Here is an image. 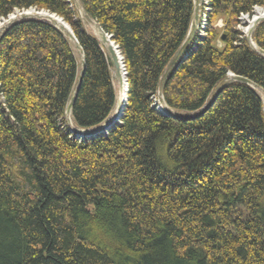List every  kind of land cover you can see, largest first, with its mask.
I'll return each mask as SVG.
<instances>
[{
    "label": "trees",
    "instance_id": "trees-1",
    "mask_svg": "<svg viewBox=\"0 0 264 264\" xmlns=\"http://www.w3.org/2000/svg\"><path fill=\"white\" fill-rule=\"evenodd\" d=\"M78 2L118 48L125 104L106 131L77 134L68 35L37 17L2 31L0 264H264L261 94L233 81L193 119L157 108L196 114L230 74L264 91V56L239 27L264 0H199L207 24L188 44L194 0ZM28 9L73 32L85 72L71 120L99 126L116 102L105 47L73 0H0V23ZM251 37L264 50V19Z\"/></svg>",
    "mask_w": 264,
    "mask_h": 264
},
{
    "label": "water",
    "instance_id": "water-1",
    "mask_svg": "<svg viewBox=\"0 0 264 264\" xmlns=\"http://www.w3.org/2000/svg\"><path fill=\"white\" fill-rule=\"evenodd\" d=\"M76 6L77 8L80 10L81 13H83L84 17H86V19H88L89 21H92L94 26H95V29H96V36H97V39L99 40L100 44L105 47L107 53L109 54L110 58H111V61L113 63V66H114V70L115 72L117 73V76L119 75V70L122 71V74L124 75L125 77V82H126V76H125V71H124V66H123V62H122V57L118 51V48L117 46L115 45L114 41L112 40L111 38V35H109L107 32H105L101 27L100 25L95 22L91 17L87 16L83 10V8L81 7L80 3L78 2V0L76 1ZM39 12V11H38ZM36 13V16H30V14L28 15H23L22 17H20V19L22 18H27V17H37V18H40L38 17V15H40V12L39 13ZM46 12V11H45ZM47 14L44 15L48 21H50L51 23L57 25L60 27V29L64 32V33H67L68 35V38L73 40L76 44V47L78 48V50L80 51L81 53V63H80V70H79V73H78V77H77V83L74 87V91L69 99V102L67 104V107H66V115H67V119L70 121V116H71V109L73 107V104H74V101L76 99V96H77V93L79 91V88H80V85H81V82H82V79H83V76H84V72H85V60H84V56H83V51L81 49V47L79 46L78 44V41L77 39L75 38L73 32L71 31V29L69 28V26L61 19L59 18L58 16H56L55 14H52V13H48L46 12ZM264 18V15L259 17V19H263ZM19 19V18H17ZM44 19V18H43ZM197 19H198V7L196 6V4L194 5V11H193V20L196 22L197 24ZM16 19H11L9 20L5 26H3L1 29H0V35L2 33V31L8 26L10 25L13 21H15ZM251 31L252 29H249L248 31V35H247V39L248 41L251 40ZM187 42V41H186ZM250 44L253 45V43L250 41ZM253 47H255L253 45ZM256 51L259 52L260 54L264 55V50L261 49V48H256ZM183 53H184V49L182 47V49H180V52L177 54V56L174 58V60L172 61V64L175 65L180 59L181 57L183 56ZM172 70H170L169 72H171ZM232 81H239V82H244V83H247L249 85H252L256 88H258L257 84L253 83L251 80L243 77V76H239V75H233V76H230L228 77L221 85H219L214 94L212 95V97L210 98V100L205 104V106L203 107L202 111L197 113V114H190V115H184V114H178V113H175L173 112L170 108H168V106H166V104H164V102H162L161 104L166 108V112H164L166 115H170V116H173L175 118H180V119H193L195 117H197L198 115L202 114L216 99V97L218 96V94L220 93V91L230 82ZM126 92H127V85H126ZM264 93V92H263ZM159 95L161 96V92H159ZM125 104V102H124ZM123 104V105H124ZM123 109V107H122ZM122 109L118 115V118L121 116L122 114ZM116 118V119H118ZM115 118H112V117H109L107 118L102 125L100 126H97L93 129H90V130H86V134L89 135V132H92V133H96V132H100V131H103V129H107L113 122H115L116 120ZM71 122V121H70ZM79 130H77L78 132Z\"/></svg>",
    "mask_w": 264,
    "mask_h": 264
},
{
    "label": "rangeland",
    "instance_id": "rangeland-1",
    "mask_svg": "<svg viewBox=\"0 0 264 264\" xmlns=\"http://www.w3.org/2000/svg\"><path fill=\"white\" fill-rule=\"evenodd\" d=\"M76 1L77 0H73V3H74V5L76 6ZM196 4V6L198 7V10H199V0H194V5ZM194 7V6H193ZM76 9H77V11L79 12V14H80V17L82 18V21H83V23H84V27L87 29V31H89L91 34H93V35H95L96 36V29H95V26H94V24H93V22L92 21H89L88 19H86V17H84V15H83V13H81L80 12V10L77 8V6H76ZM28 10H31V13H30V16H36V13L38 12V11H34V10H32V9H28ZM28 10H26V11H28ZM263 11L264 10V8H256L255 9V11H254V13H253V15L250 17V18H248L246 15H244V16H242V19H241V24H240V29L243 31V33H245L246 31H247V29H248V27L251 25V23H252V20H251V18L254 16V15H256V14H259V13H261V12H259V11ZM43 11V10H42ZM21 12H25V11H18V10H14L10 15L12 16L11 17V19H17V18H20V17H22L23 15H25V13H21ZM264 12V11H263ZM262 12V13H263ZM261 13V14H262ZM9 15V16H10ZM8 16V17H9ZM7 17V20H9L10 18H8ZM38 17H40V18H44V19H46L47 20V18L43 15V14H40V15H38ZM6 19V18H5ZM10 19V20H11ZM7 20H5V21H3V22H1L0 23V25H3L4 23H6V21ZM215 25L216 26H221L222 25V19H218L217 21H216V23H215ZM246 34V33H245ZM187 35H188V37L190 36V32H189V30H188V33H187ZM187 37V38H188ZM70 41V44H71V46H72V48H73V50H74V54H75V56H76V58H77V62H78V65L80 66V63H81V53H80V51L78 50V48L76 47V44H75V42L73 41V40H69ZM182 47H183V49H184V51H185V46L184 45H182ZM180 52V50L178 51V53ZM177 53V54H178ZM177 54H176V56H177ZM175 56V57H176ZM174 57V58H175ZM81 67V66H80ZM79 67V68H80ZM112 70H114V68L112 69ZM115 72L114 73H112V77H113V83L115 84V89H116V91H115V94H116V102H117V100H118V95H119V93H118V88H119V86H118V77H117V74H115ZM116 102H115V105H114V108H115V106H116ZM114 108L112 109V111L114 110ZM111 114H112V112H111ZM72 126V125H71Z\"/></svg>",
    "mask_w": 264,
    "mask_h": 264
},
{
    "label": "bare ground",
    "instance_id": "bare-ground-1",
    "mask_svg": "<svg viewBox=\"0 0 264 264\" xmlns=\"http://www.w3.org/2000/svg\"><path fill=\"white\" fill-rule=\"evenodd\" d=\"M193 11H194V7H193ZM264 11V10H263ZM262 10L261 11H259V12H263ZM40 12V14H43V15H46L47 13L45 12V11H39ZM38 12V13H39ZM23 13H25L26 15H28V14H30L31 13V11H25V12H23ZM261 13H259V14H256V15H254L252 18H251V20H252V23H251V25L248 27V29H247V31L245 32L246 33V38H247V33H248V31H249V29H252V31H253V29H254V27H255V25L260 21V20H262V19H259V17H261V16H263L264 15V12L261 14ZM11 17L12 16H10L9 18L11 19ZM9 19V20H10ZM264 19V18H263ZM9 20H7L6 21V23L9 21ZM6 23H4L3 25H0V29L3 27V26H5L6 25ZM252 31H251V36H252ZM67 34V33H66ZM187 37H188V35H187ZM191 37L189 36L184 42H185V44H188L190 41H189V39H190ZM248 40V39H247ZM187 41V42H186ZM252 43H253V45L255 46V44H254V42H253V40H252V37H251V40H250ZM250 41H248L249 42V44H250ZM184 45V44H183ZM251 45V44H250ZM253 45H251L252 47H253ZM255 50H256V46L255 47H253ZM259 53V52H258ZM260 54V53H259ZM262 55V54H261ZM264 56V55H263ZM112 65H113V63H112ZM113 68H114V66H113ZM112 68V69H113ZM111 69V70H112ZM115 72V70H112V73H114ZM119 72V75L117 76L118 77V86H119V88H118V93H119V95L117 96L118 97V100H117V102H116V106H115V108H114V110L112 111V114H110L111 116L110 117H112V118H118V115H119V113H120V111H121V107H122V104L124 103V100H125V93H126V82H125V77H124V75L122 74V71L121 70H119L118 71ZM115 74H117L116 72H115ZM114 74V75H115ZM234 74H230V76H233ZM229 76V77H230ZM233 82V81H232ZM244 83V82H243ZM245 84H247V83H245ZM247 85H249V84H247ZM249 86H251V87H253L254 89H256L260 94H261V97H262V100H263V105H264V91L258 86V88H256V87H254V86H252V85H249ZM160 96V95H159ZM117 99V98H116ZM161 109H162V112H166V108L162 105V104H160V106H159ZM203 109V108H202ZM202 109L199 111V112H201L202 111ZM198 112V113H199ZM197 114V113H196ZM201 115V114H200ZM66 117H67V115H66ZM68 118V117H67ZM68 120V119H67ZM70 121H71V116H70ZM69 120H68V122H70ZM103 124V123H102ZM102 124H100V125H102ZM99 125V126H100ZM90 133V132H89Z\"/></svg>",
    "mask_w": 264,
    "mask_h": 264
},
{
    "label": "built area",
    "instance_id": "built-area-1",
    "mask_svg": "<svg viewBox=\"0 0 264 264\" xmlns=\"http://www.w3.org/2000/svg\"><path fill=\"white\" fill-rule=\"evenodd\" d=\"M206 1H204L205 3ZM240 19H242V17L240 16ZM207 24V13L205 12V6H199V10H198V21L197 24L195 26L194 29V34L198 35V36H202L204 35V28ZM118 119L115 120V122H117ZM103 131H106V129H103ZM80 135H83L82 132L78 133Z\"/></svg>",
    "mask_w": 264,
    "mask_h": 264
},
{
    "label": "crops",
    "instance_id": "crops-1",
    "mask_svg": "<svg viewBox=\"0 0 264 264\" xmlns=\"http://www.w3.org/2000/svg\"><path fill=\"white\" fill-rule=\"evenodd\" d=\"M195 25H196V22L192 18V22H191V25H190V28H189L191 41L193 39V32H194V29H195ZM111 76H112V74H111ZM112 83H113V77H112ZM113 86H114V89H115V84L114 83H113ZM115 91H116V89H115ZM71 122H72V120H71Z\"/></svg>",
    "mask_w": 264,
    "mask_h": 264
}]
</instances>
